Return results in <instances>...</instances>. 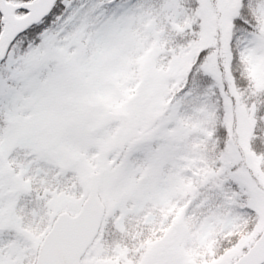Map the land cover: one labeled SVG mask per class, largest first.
<instances>
[{"label":"snow or ice","instance_id":"1","mask_svg":"<svg viewBox=\"0 0 264 264\" xmlns=\"http://www.w3.org/2000/svg\"><path fill=\"white\" fill-rule=\"evenodd\" d=\"M0 264H264V0H0Z\"/></svg>","mask_w":264,"mask_h":264}]
</instances>
